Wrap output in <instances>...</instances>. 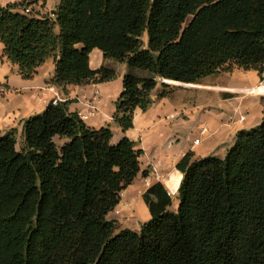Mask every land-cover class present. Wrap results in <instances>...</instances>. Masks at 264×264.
<instances>
[{
    "label": "trees",
    "instance_id": "trees-1",
    "mask_svg": "<svg viewBox=\"0 0 264 264\" xmlns=\"http://www.w3.org/2000/svg\"><path fill=\"white\" fill-rule=\"evenodd\" d=\"M46 1L0 4L4 56L25 79L55 57L50 84L62 88L117 76L91 68L95 48L125 63L114 114L123 131L163 79L197 83L237 67L264 80V0H61L38 16ZM113 136L59 101L25 122L20 149L17 128L0 134V264H264V118L225 157L178 162L175 211L161 182L149 187L140 231L108 218L141 171L136 142Z\"/></svg>",
    "mask_w": 264,
    "mask_h": 264
},
{
    "label": "crops",
    "instance_id": "crops-1",
    "mask_svg": "<svg viewBox=\"0 0 264 264\" xmlns=\"http://www.w3.org/2000/svg\"><path fill=\"white\" fill-rule=\"evenodd\" d=\"M19 1L0 0V4ZM60 2L53 1L54 10ZM33 10L38 16L53 12L48 0L45 5H35ZM90 66L92 69L108 66L116 70L117 76L105 82L92 80L66 88L56 87L50 84L56 72V60L51 57L38 68L33 78L25 79L19 65L4 56V44L0 42V134L17 128L21 135L18 144L23 143L25 122L37 115L44 108L41 105L49 99L67 102L69 110L77 113H88L92 105H96L98 112L85 122L96 129L111 127L113 142L114 138L128 137L142 151L141 171L108 214L109 219L118 222L119 229L140 231L142 224L151 219L144 194L158 182L171 194L169 209L175 211L184 177L177 168L178 162L188 152L193 154V159L225 157L238 131L254 128L264 118V83L259 72L235 69L207 76L197 83L163 79L152 92V106L146 111L137 108L133 127L123 131L115 122L114 114L124 88L126 64L105 58L103 52L95 48L90 53ZM162 82L173 87V91L160 98ZM198 138L200 142L195 144Z\"/></svg>",
    "mask_w": 264,
    "mask_h": 264
},
{
    "label": "rangeland",
    "instance_id": "rangeland-1",
    "mask_svg": "<svg viewBox=\"0 0 264 264\" xmlns=\"http://www.w3.org/2000/svg\"><path fill=\"white\" fill-rule=\"evenodd\" d=\"M53 1L54 0H48V7L50 8V10H54V7H53ZM47 2V1H46ZM191 19H192V17L190 16L188 19H187V21H186V23H185V26L191 21ZM143 39H144V41H145V44L147 45V43H148V37H147V34H145L144 35V37H143ZM113 60V59H112ZM235 69H239V68H237V67H235L233 70H235ZM232 70V71H233ZM244 70V69H243ZM164 90H167V91H170L169 93H171L172 91H173V87H168V88H165ZM160 91H163V87H161V89H160ZM50 101H51V99H49V100H47V102L45 103V104H40L41 106H43L44 108H42L41 109V111L38 113V114H41V113H43V111L45 110V108L47 107V105L50 103ZM94 106H96V105H94ZM97 107V106H96ZM97 109H98V107H97ZM258 126V125H257ZM257 126H255V127H257ZM112 131H113V133H114V130L112 129ZM21 135L20 134H18V139H19V137H20ZM56 140V142H57V144L59 145V146H61L62 144H63V140H61L60 138H56L55 139ZM114 142H119L121 139H118V140H116L115 138H114ZM17 147H18V149H20L21 147H22V143H19V144H17Z\"/></svg>",
    "mask_w": 264,
    "mask_h": 264
},
{
    "label": "built area",
    "instance_id": "built-area-1",
    "mask_svg": "<svg viewBox=\"0 0 264 264\" xmlns=\"http://www.w3.org/2000/svg\"><path fill=\"white\" fill-rule=\"evenodd\" d=\"M23 11H24L25 13H30V12H31L30 7H28V8H24ZM263 83H264V80H263ZM54 102L56 103L57 100H55ZM97 112H98L97 107L94 106V105H92V109H91L88 113L78 112V114H79V116L81 117V119H82L83 121H87L91 116H94ZM244 119H245V117H241V120H244ZM199 142H200V139H199V138L196 139V140L194 141L195 144H198ZM158 177H159V175H158ZM145 182H146V184H149V181H148L147 179H146ZM121 194H122V193H121ZM169 194H170V193H169ZM170 195H171V194H170ZM115 212L118 213L119 211L116 210Z\"/></svg>",
    "mask_w": 264,
    "mask_h": 264
},
{
    "label": "water",
    "instance_id": "water-1",
    "mask_svg": "<svg viewBox=\"0 0 264 264\" xmlns=\"http://www.w3.org/2000/svg\"><path fill=\"white\" fill-rule=\"evenodd\" d=\"M56 12H57L56 10H53L52 14H53V15H55V14H56ZM165 80H166V79H165Z\"/></svg>",
    "mask_w": 264,
    "mask_h": 264
}]
</instances>
